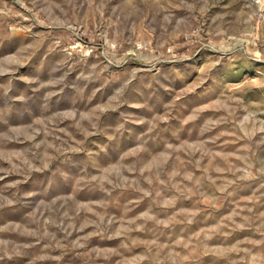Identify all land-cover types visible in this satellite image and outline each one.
Wrapping results in <instances>:
<instances>
[{"label":"rangeland","instance_id":"374dc122","mask_svg":"<svg viewBox=\"0 0 264 264\" xmlns=\"http://www.w3.org/2000/svg\"><path fill=\"white\" fill-rule=\"evenodd\" d=\"M0 264H264V0H0Z\"/></svg>","mask_w":264,"mask_h":264}]
</instances>
